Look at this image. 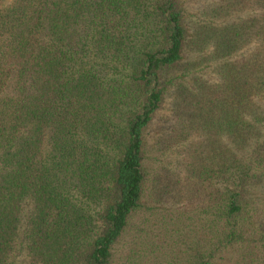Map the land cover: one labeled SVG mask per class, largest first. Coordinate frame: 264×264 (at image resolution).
<instances>
[{"label":"trees","instance_id":"1","mask_svg":"<svg viewBox=\"0 0 264 264\" xmlns=\"http://www.w3.org/2000/svg\"><path fill=\"white\" fill-rule=\"evenodd\" d=\"M14 258L264 264V0H0Z\"/></svg>","mask_w":264,"mask_h":264},{"label":"rangeland","instance_id":"2","mask_svg":"<svg viewBox=\"0 0 264 264\" xmlns=\"http://www.w3.org/2000/svg\"><path fill=\"white\" fill-rule=\"evenodd\" d=\"M168 114L170 115L171 113H168ZM151 138L154 139V138H155V135L153 134V135L151 136ZM124 246H125V245H122V246L119 248V250L121 251V252H120V255H122V254L125 252V250H126V247H124ZM12 263H13V264H27L26 260H24V259H18V258H14L13 261H12Z\"/></svg>","mask_w":264,"mask_h":264}]
</instances>
